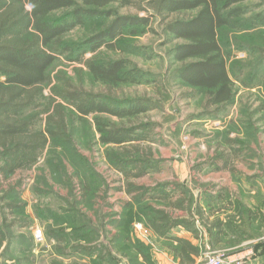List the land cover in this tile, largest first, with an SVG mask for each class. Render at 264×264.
Segmentation results:
<instances>
[{
  "label": "rangeland",
  "instance_id": "obj_1",
  "mask_svg": "<svg viewBox=\"0 0 264 264\" xmlns=\"http://www.w3.org/2000/svg\"><path fill=\"white\" fill-rule=\"evenodd\" d=\"M248 5L264 11V0H251ZM119 13L148 16L134 8L119 9ZM99 23L88 22L64 37L63 45L70 47L71 54L58 58L54 76H61L76 89L107 93L109 89L77 61L81 56L84 62L128 60L134 69L147 74L151 83L126 82L112 90L121 100H147L153 104L150 109L123 122L100 116L117 125L147 126V141L141 143L140 152H146L161 170L130 182L148 188L179 186L194 212L200 205L216 209L215 214L225 220L228 235L222 247L212 252L238 253L237 246L258 234L247 231L252 226L257 230V221L262 220L258 214L260 209L264 211V29L245 25L221 35L235 100L214 119L213 111L204 107L202 94L177 78L180 64L173 62L169 52L182 41L171 39L154 21L138 35H123L112 49L92 53L86 41L100 30ZM46 96H51L50 90ZM66 112L70 143L50 141L35 166L8 181L0 180V264H180L169 243L147 226L150 209L166 204L154 200L130 203L123 191L125 177L107 158L115 147L101 143L95 116L81 118L69 107ZM38 122L39 130H47L45 115ZM219 156L226 160L217 162ZM18 181L22 182L21 207L12 212L6 207L10 202L6 190ZM248 210H254V225L247 221ZM15 220L21 222L11 226ZM233 226L240 231L233 233ZM37 230L43 232L41 243L34 237ZM231 235L238 237L232 239Z\"/></svg>",
  "mask_w": 264,
  "mask_h": 264
},
{
  "label": "trees",
  "instance_id": "obj_2",
  "mask_svg": "<svg viewBox=\"0 0 264 264\" xmlns=\"http://www.w3.org/2000/svg\"><path fill=\"white\" fill-rule=\"evenodd\" d=\"M250 1L0 0V180L8 181L35 166L50 141L70 143L65 131L68 107L81 118L95 116L101 143L115 147L108 151L107 158L125 177L127 188L123 191L131 197L130 203L154 200L166 204L150 209L147 226L153 234L165 239L170 251L182 262H189L190 255H200L192 242L170 236L179 227L194 231L192 221L173 216V209H180L191 217L189 198L172 201L176 195H185V191L175 186L167 192V184L148 188L130 182L161 169L146 152H140L141 143L147 141V126L117 125L100 117L130 121L150 109L153 104L147 100H121L113 94L126 82L151 83L149 76L134 69L128 60L100 63L95 58L84 62L81 56L77 61L84 64L95 81L109 89L107 93H92L73 88L61 76H54L53 69L58 58L71 54L70 47L63 45L64 37L88 22L100 21V30L86 41L88 50L96 53L101 48L112 49L113 42L123 35H138L142 27L148 28L158 21L166 35L182 41L169 52L173 62L180 64L177 78L183 86L202 94L204 107L213 111L214 119H219L218 115L235 100L221 35L231 27L241 29L245 25L253 30L264 29V11L248 5ZM127 8L144 11L148 16L119 13V9ZM46 90L51 91V96H46ZM42 115L47 118V130L38 129ZM225 157L216 159L222 162ZM21 188L22 182L18 181L6 190L10 199L6 207L12 212L21 207ZM200 217L203 218L201 213ZM18 222L21 221H12L11 226ZM210 231L214 247L223 243L225 235L218 220L211 224Z\"/></svg>",
  "mask_w": 264,
  "mask_h": 264
},
{
  "label": "crops",
  "instance_id": "obj_3",
  "mask_svg": "<svg viewBox=\"0 0 264 264\" xmlns=\"http://www.w3.org/2000/svg\"><path fill=\"white\" fill-rule=\"evenodd\" d=\"M217 162H219V161L217 160ZM225 167H227V166H225ZM224 170H226V169H219L220 172L224 171ZM155 173H157V172H155ZM172 188H176V187H174L172 185L169 186L166 189V190H168L167 192H170L171 191L170 189H172ZM181 190H182V188H181ZM212 190L218 191L219 189H212ZM187 196L188 195L186 193H185V195H182V194L176 195L172 201L175 202L176 200H179L181 197L186 199ZM189 205H190V212H191L190 218L188 217L187 213L184 210H180V209H178V210L173 209V215L177 214V213L183 214L184 217L178 216V218L192 221L194 223V231L179 227V228L173 229L172 232L170 233V236L182 238V239H185V240L192 242V244L199 249L200 255H198V256L190 255V261L189 262H182V260L178 257V262L180 264H196L201 260L200 259L201 253L203 251L205 253H207L210 251H215L216 249H219L222 247L223 243H221L220 245L215 246V247L213 246L212 237L210 235L211 224L213 222H216L218 220L222 224L223 234L226 236V233H227L225 220L221 216H218V214H215L214 211H216V209L212 208L211 206L204 208L200 205L197 207L196 211L194 212L191 208L190 201H189ZM200 213L202 214L203 218L200 217ZM253 213H254V210H248L246 215L249 216V218H247V221H249L251 224L254 225L255 222H253L254 221V217H253L254 214ZM206 219H208V220H206ZM258 219H262V220L257 221V223H258L257 230L253 229V226H252L251 229L249 231H247V232H258V234L251 235L249 237V238H251V240H249V241L244 240L241 243L242 244L241 246H237L235 249H237V248L240 249L238 251V253L235 252L233 254H229V256H228L231 261H239L240 264H264V211H263V209H260V213L258 214ZM213 231L216 232L217 229H213ZM239 231H240V228H238L236 226L232 227L233 233L239 232ZM227 235H228V233H227ZM224 237H223V239H224ZM230 237H232V239H235L238 236L231 235ZM171 255H172V253H171ZM173 256H175V255H173Z\"/></svg>",
  "mask_w": 264,
  "mask_h": 264
},
{
  "label": "built area",
  "instance_id": "obj_4",
  "mask_svg": "<svg viewBox=\"0 0 264 264\" xmlns=\"http://www.w3.org/2000/svg\"><path fill=\"white\" fill-rule=\"evenodd\" d=\"M34 237L38 243L43 242V232L37 230ZM199 264H240L239 261H231L227 255L218 252H207Z\"/></svg>",
  "mask_w": 264,
  "mask_h": 264
}]
</instances>
